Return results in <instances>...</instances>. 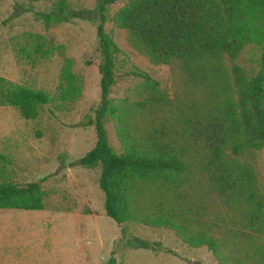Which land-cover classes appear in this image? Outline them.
Returning a JSON list of instances; mask_svg holds the SVG:
<instances>
[{
  "label": "trees",
  "instance_id": "1",
  "mask_svg": "<svg viewBox=\"0 0 264 264\" xmlns=\"http://www.w3.org/2000/svg\"><path fill=\"white\" fill-rule=\"evenodd\" d=\"M118 1L99 6L101 96L86 123L95 128L96 144L77 164L100 168L105 214L120 228V242L125 249L163 251L158 241L126 237L124 225L136 222L168 229L192 248L205 247L217 264H264V185L241 160L264 148V71L248 76L226 63L248 44L261 48L264 62V0H126L113 22L152 64L176 63L181 79L171 97L136 70L144 98L124 107L109 97L119 49L105 28L106 6ZM34 17L46 27L89 20L67 0ZM74 78L67 61L57 89L61 101L79 96ZM52 100L0 77V105L16 107L25 120L37 119ZM107 119L118 121L122 154L108 142ZM136 196L149 205L139 209ZM44 198L40 182L0 184V210H42Z\"/></svg>",
  "mask_w": 264,
  "mask_h": 264
},
{
  "label": "rangeland",
  "instance_id": "2",
  "mask_svg": "<svg viewBox=\"0 0 264 264\" xmlns=\"http://www.w3.org/2000/svg\"><path fill=\"white\" fill-rule=\"evenodd\" d=\"M105 1L67 0L70 9L87 11L89 20L46 27L34 12H52L57 0H0V77L42 90L53 99L41 106L35 120L23 119L16 107L0 105V184L40 182L45 192L42 210H0V264H110L113 256L114 264H217L205 247L192 248L168 229L136 222L124 225L126 237L158 241L164 249H125L120 228L105 214L100 168L77 164L96 144L95 128L86 123L100 103L102 57L96 28L99 6ZM126 3L106 6L105 28L119 49L109 97L123 107L144 98V82L133 74L136 70L158 81L172 97L181 79L178 65L152 64L113 22ZM261 55L259 46L248 44L226 63L254 76L264 71ZM67 61L79 96L61 101L57 89ZM104 125L114 152L124 153L118 121L107 119ZM241 160L255 168L264 185V148ZM134 201L139 209L149 205L137 196Z\"/></svg>",
  "mask_w": 264,
  "mask_h": 264
}]
</instances>
